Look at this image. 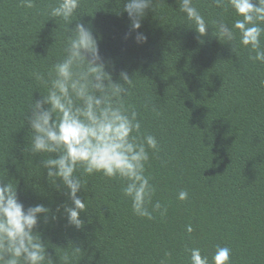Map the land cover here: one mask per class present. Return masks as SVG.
<instances>
[{
    "label": "trees",
    "instance_id": "1",
    "mask_svg": "<svg viewBox=\"0 0 264 264\" xmlns=\"http://www.w3.org/2000/svg\"><path fill=\"white\" fill-rule=\"evenodd\" d=\"M206 21L238 17L193 0ZM59 0H0V180L17 186L25 205L44 204L57 219L38 231L54 264H190L188 249L212 255L228 246L231 264H264V64L249 49L215 37V26L200 37L180 0H153L137 44L123 10L126 0H81L76 22L90 26L113 80L132 79L126 104L141 121V134L154 135L147 173L156 186L153 203L167 206L161 217H139L124 197L121 178L84 176L78 196L86 201L82 228L71 226L56 208L71 201L50 183L41 159L25 151L31 131L28 104L45 89L47 75L64 56L68 23L51 18ZM264 43V41H262ZM188 192L181 201L178 193ZM193 231L188 233L186 226Z\"/></svg>",
    "mask_w": 264,
    "mask_h": 264
},
{
    "label": "clouds",
    "instance_id": "2",
    "mask_svg": "<svg viewBox=\"0 0 264 264\" xmlns=\"http://www.w3.org/2000/svg\"><path fill=\"white\" fill-rule=\"evenodd\" d=\"M22 6L32 8L34 0H21ZM153 0H126L123 10L130 20V32L135 33L137 44L147 42V35L139 30L142 20L152 8ZM210 6L224 12L229 9L237 19L229 25L223 15L212 21L219 40L232 46L239 37V44L249 49V59L264 64V0H210ZM81 0H59L49 16L60 18L71 25L78 15ZM180 10L186 14L195 32L203 37L212 29L193 0H180ZM65 40L64 56L52 64L47 75L36 73V79L45 89L39 99H31L25 114V123L31 131L25 151L32 155L48 154L41 159L40 167L46 170L54 188L63 192L71 201L58 206L56 212L66 216L69 225L82 228L81 213H86V201L78 193L85 189L84 176L101 174L109 179L121 178L124 197L130 199L133 213L154 219V213L166 215L167 206L159 200L153 203L156 186L147 173L151 150H158L154 135L141 134V121L132 105L126 104L132 79L121 71L113 80L106 71L104 58L98 47V38L90 26L76 22L69 27ZM188 192L181 190L178 199H188ZM57 219L52 209L44 204L25 205L19 200L17 186L0 180V264H54L41 239V218ZM191 233V225L186 226ZM190 264H210L209 256L201 249H188ZM232 250L217 246L212 264H231ZM163 264V262H162Z\"/></svg>",
    "mask_w": 264,
    "mask_h": 264
}]
</instances>
